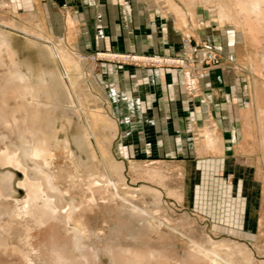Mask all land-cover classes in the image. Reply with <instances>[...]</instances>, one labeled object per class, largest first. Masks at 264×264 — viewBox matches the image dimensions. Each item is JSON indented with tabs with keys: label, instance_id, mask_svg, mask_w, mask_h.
<instances>
[{
	"label": "crops",
	"instance_id": "1",
	"mask_svg": "<svg viewBox=\"0 0 264 264\" xmlns=\"http://www.w3.org/2000/svg\"><path fill=\"white\" fill-rule=\"evenodd\" d=\"M0 2V98L28 115L14 66L54 72V125L90 133L117 189L264 242V0Z\"/></svg>",
	"mask_w": 264,
	"mask_h": 264
},
{
	"label": "rangeland",
	"instance_id": "2",
	"mask_svg": "<svg viewBox=\"0 0 264 264\" xmlns=\"http://www.w3.org/2000/svg\"><path fill=\"white\" fill-rule=\"evenodd\" d=\"M51 81H16L28 115L25 98H0V264H264V242L117 189L90 133L54 125Z\"/></svg>",
	"mask_w": 264,
	"mask_h": 264
},
{
	"label": "bare ground",
	"instance_id": "3",
	"mask_svg": "<svg viewBox=\"0 0 264 264\" xmlns=\"http://www.w3.org/2000/svg\"><path fill=\"white\" fill-rule=\"evenodd\" d=\"M1 4V3H0ZM4 5H6V3H4ZM0 30H1V33H2V35L3 34H6V32L4 31V30H2V27H0ZM6 39H9V40H7L6 41ZM3 40L5 41V43L6 44H8V45H10V44H12V43H10V42H13L12 41V39L11 38H9V36H6V38H3ZM123 55H121L120 57H122ZM136 56V55H135ZM137 58H138V56H136ZM123 58V57H122ZM166 58H168V57H166ZM124 59V58H123ZM139 60V59H138ZM26 62H28V60H26ZM25 63V62H24ZM35 69V68H34ZM37 71H35V72H38V74L40 75L39 77H37V79H41L42 81L41 82H43L44 80H48V79H51L52 81L51 82H54V72H52V74H51V72L49 71L48 73H46V74H48V75H50V76H41V74H44V73H41V71L39 70V69H36ZM15 74H16V78L18 79V80H16V81H18V82H21V80H29V78H28V76H27V70L25 69V71H24V69H21L20 67H18V66H16V68H15ZM31 72V71H30ZM44 72V71H43ZM185 81V80H184ZM27 83V82H26ZM191 83H193L192 85H193V89H195L196 88V84H197V80H196V78L195 79H191ZM65 105V104H64ZM81 106V105H80ZM55 108H56V105H55ZM76 109V108H75ZM78 109V108H77ZM84 110V109H83ZM70 113V112H69ZM91 114V113H90ZM76 115V114H75ZM85 116V115H84ZM83 116V117H84ZM82 117V116H81ZM85 119V118H84ZM80 137V142H82V143H85V145H83V146H87V145H89V146H87V149H89V147H91V141L89 140V137H88V135H84V134H80L79 135Z\"/></svg>",
	"mask_w": 264,
	"mask_h": 264
},
{
	"label": "built area",
	"instance_id": "4",
	"mask_svg": "<svg viewBox=\"0 0 264 264\" xmlns=\"http://www.w3.org/2000/svg\"><path fill=\"white\" fill-rule=\"evenodd\" d=\"M96 55H98V54H96ZM111 55H112V57L118 56V54H111ZM122 57L125 60H138V58H141V57L137 58L135 55H130V54H124ZM145 59H150L151 61H153L155 63L167 62V61L174 62L175 61L174 59L162 57L160 55H152V56L146 57ZM184 77H185V83H186L187 89L193 90V85H192L193 83H191V79L193 80L196 77L189 71L184 72Z\"/></svg>",
	"mask_w": 264,
	"mask_h": 264
}]
</instances>
